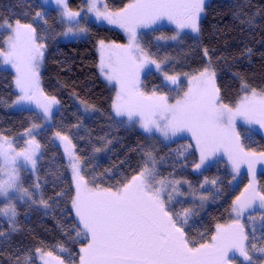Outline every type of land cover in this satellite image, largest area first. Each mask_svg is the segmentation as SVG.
Here are the masks:
<instances>
[{
	"label": "snow or ice",
	"instance_id": "obj_1",
	"mask_svg": "<svg viewBox=\"0 0 264 264\" xmlns=\"http://www.w3.org/2000/svg\"><path fill=\"white\" fill-rule=\"evenodd\" d=\"M52 2L59 13L60 24L67 25L64 36L87 32L88 29L78 19L85 11L93 14L96 20L117 25L127 33V45L99 42L100 71L118 88L112 104L115 116L126 117L128 123H138L145 132L155 130L166 140L190 132L200 153L199 163L194 165L197 170L223 148L235 171L246 163L255 177V165L264 163V152L244 150L235 132V122L239 117L264 128V90L251 89V94H245L234 107L221 103L216 73L210 67L195 75L185 74L187 90L174 103L169 102L168 95L158 94L156 90L151 94L141 90V72L149 65H155V69L161 71V65L141 46L137 30L167 19L178 30L190 29L198 33L205 0H130L117 12L109 10L102 0H85L86 8L79 11L71 10L67 0ZM35 16L43 18L44 13L37 11ZM7 29L10 34L5 42L6 49L0 48V58L15 69V86L19 95L13 104L34 103L42 116L50 119L52 106L58 101L55 97L46 96L40 86V66L45 50V44L40 41L44 38L37 35L32 24H22L19 20L14 27L7 22ZM163 75L166 82L179 88L181 81L178 75L166 72ZM242 90L247 92L248 86L242 84ZM39 127L41 125L33 124L26 130L30 139L20 148L14 146V140L0 134V199L5 202L0 207V216L7 217L13 225L17 215L16 201L37 203L33 192L23 186L21 171L29 165L35 169L41 145L33 129ZM55 136L63 143L70 161L74 182L71 211L76 221L75 235L87 240L79 250V264H231L230 253H239L244 261L254 264L250 251L264 254V247L257 248L255 243H248L249 235L241 222L248 210L257 207V201L258 207L264 209V192H257L254 182L233 200L235 218L232 222L217 224L210 240L197 242L190 239L187 231L191 209L176 210V204L182 203L177 197L184 195L179 186L188 182L161 176L156 158L150 152L142 157L143 163L119 186H90L82 174L80 157L73 152L72 141L60 132ZM95 151L101 149L96 148ZM208 182L206 178L204 183ZM39 187L38 183L35 184V188ZM200 199L207 197L201 196ZM39 203L48 207L42 198ZM60 251L66 249L61 246ZM36 253L43 264H65L53 251L44 252L37 248ZM17 264H21L19 258Z\"/></svg>",
	"mask_w": 264,
	"mask_h": 264
},
{
	"label": "trees",
	"instance_id": "obj_2",
	"mask_svg": "<svg viewBox=\"0 0 264 264\" xmlns=\"http://www.w3.org/2000/svg\"><path fill=\"white\" fill-rule=\"evenodd\" d=\"M105 2L110 10L116 11L123 9L130 0ZM69 3L76 9L84 5V0H69ZM37 11L44 12L40 20L35 16ZM17 20L32 24L37 35L44 38L40 41L45 44L41 84L47 96L56 98L59 108L53 115L52 124L37 132L42 146L37 175L41 198L47 201L50 211L46 214L30 202L18 204V226L14 231L0 216V233H3L0 235V264H17L18 258L21 264H40L36 258L37 248L53 251L65 264H79V250L87 240L75 235L76 221L71 211L74 182L64 154L53 140L56 132L71 137L82 158L83 173L92 185L119 186L143 163L145 153L152 152L161 176L187 179L195 192L212 197V204L201 218H198L197 203L183 200L176 204L178 211L191 209L187 226L190 239L197 242L210 240L216 225L229 220L233 200L248 186L249 177L244 176L232 189L233 169L226 161H217L195 173L193 167L199 161L198 150L187 138L165 143L156 135L117 121L112 112L116 88L100 76L98 43L103 40L123 44L126 40L123 33L88 23L85 39L58 41L63 26L55 10L46 9L38 0H0V24ZM199 27V37L185 35L180 47H163L158 43L157 37L173 35L174 31L169 27L143 33L141 44L152 59L163 65V73L169 75L198 72L206 65L207 50L224 104L232 105L238 100L243 93L242 84L264 90V0H210ZM6 37L7 33L0 31V48L4 47ZM163 73L149 72L143 79L144 88L170 92ZM16 97L13 72L0 67V134L14 138L16 144L22 146L21 133L38 118L27 108L8 110ZM75 97L93 107L96 113L86 119L76 105ZM243 142L256 151L264 150L261 134L243 136ZM96 148L101 151H95ZM257 176L264 192V171ZM22 177L25 185L31 188V175L23 171ZM206 178L208 183H204ZM213 180L215 184L211 183ZM253 229L248 231V243H255L257 248L264 247V220ZM61 246L66 251L61 252ZM250 252L254 264L263 260L256 251ZM27 257L31 259L26 260Z\"/></svg>",
	"mask_w": 264,
	"mask_h": 264
},
{
	"label": "rangeland",
	"instance_id": "obj_3",
	"mask_svg": "<svg viewBox=\"0 0 264 264\" xmlns=\"http://www.w3.org/2000/svg\"><path fill=\"white\" fill-rule=\"evenodd\" d=\"M38 1L46 9L55 10L57 12L58 18L60 20V16H59V13L57 11L56 5L52 2V0H48V3H46V4L44 3V0H38ZM209 1L210 0H205V6H206V4ZM67 2H68V5H69V8L71 10H73V11H79L81 8H86L85 0H84V5L80 6L79 8H76V9H72L70 7L69 0H67ZM102 3L103 4H106L105 0H102ZM111 11L117 12V11H120V10H116V11L111 10ZM204 12H205V8H204ZM204 12L201 13V16H200V19H199V26H200L201 18L204 15ZM40 19L41 18H38V20H40ZM78 19L81 20V25L84 26V27H86L87 29H88V26H87L88 23H96L98 25H103V26H107L109 28L117 29V30H119L120 32L123 33V35L125 36V39H126L125 42L123 44H120V45H127L128 44V35H127V33L122 28L118 27L117 25L108 24L107 21H103V20H96V18H95V16L93 14L87 13L86 11L84 13H82V18H78ZM7 22H9V21H5V22H3V23L0 24V31H5L7 33V37H8V35L10 34V32L7 29ZM15 22H10L13 27L15 26ZM22 24H25V23H22ZM62 26H63V29H62V32L58 36V41L66 42V41H73V40H81V39H85L88 36V30H87V32L79 33L77 35L64 36L63 33H64L67 25H62ZM162 27H169V28H172L173 31H174V33H173V35L171 37L159 36V37H163V39H157V41L163 47L168 46V45H176V46L180 47L182 45L183 37L185 35H190L193 38H198L199 37V33H200V31L198 33H193V32H191L190 29L178 30L176 28V25L175 24L169 22L167 19H163V20L158 21L156 24H153L151 27H148V28H139L137 30L138 39H139L140 44H141V36L143 35V33H147V32H149L151 30H154V29H157V28H162ZM173 36H175L176 39H172ZM7 37H6V40H7ZM6 40H5V42H6ZM104 42H105L106 45L107 44H115V43L107 42V41H104ZM141 46H142V44H141ZM3 48L6 49V43H5V45H4ZM44 56H45V50H44ZM98 56H99L98 69H99L100 76L105 81H107L109 84L113 85L116 88V91H117L118 88H117V85L115 84V82L114 81H112V82L108 81L105 78V76L100 71L99 65H100V61H101V50H100L99 43H98ZM105 56H107V52H105ZM206 58H207L206 65L201 70H199V71H202L205 67H210L211 70L215 71L213 69V67L211 66V64H210L207 55H206ZM158 63H160V62H158ZM163 63H164V61H163ZM0 67L3 68V69H6V70H10V71L13 72V74H14V87H15V90H16L17 96H18L19 95V90L15 86V75H16L15 69L12 68L10 64H4L2 58H0ZM43 68H44V58H43V60L41 62V66H40V86H41V88H42V84H41V74L43 72ZM151 71H156L155 65H149L140 74V86H141V90L144 91L146 94H151V92L153 91V90H147V89H145L144 88V85H143V79H144V77L149 72H151ZM159 72L163 73V65H161V71H159ZM198 72L191 73V74H188V75L189 76L195 75V74H198ZM178 76H179L180 81H181V83L179 84V88L178 89H177V86H174V85H171L170 83H168L170 85V92H160V91L156 90L158 92V94H161L162 93V94L168 95L169 96V102L170 103H174L176 99H179L180 97H182L183 96V92L186 91L187 90V87H188V82H187V78L185 77V74H179ZM216 85H217V76H216ZM217 87H218V85H217ZM251 89L252 88H248V91L247 92H245L243 90V93L240 95V97L238 98V100L234 104L229 105V106H233L234 107L245 94H249L250 95L251 94ZM257 91L259 92V90H257ZM219 96H220V93H219ZM48 97H51V96H48ZM74 99H75L76 105L78 106V108L80 109V111L82 112V114L84 115V117L86 119L90 118L91 116H93L96 113V110L93 107L88 106L87 104L83 103L81 100H79L76 97ZM114 100H115V98H114ZM220 102L223 103L221 101V97H220ZM7 108L10 111H16V110H19L21 108H27V109L32 110L35 113V116L38 118V120L37 121H33L32 124H31V126L28 129L32 128V125L33 124L41 125V127L33 129V134L35 135V138H36L37 142L41 145L40 141L37 138V132H39V130H41L42 128L48 127V126H50L52 124L53 115L58 110L59 103H57V104H55V105L52 106V115H51V118L50 119H47V120L42 116L41 110L38 109V108H36V106H35L34 103H32V104H26V105H20V106L14 105L12 103ZM112 112H113L114 117L121 124H123L125 126H128V127L137 128V129H139L142 132L147 133V134L156 135V136H158L165 143H169V142L173 141L174 139L183 138L184 137V138H187L189 141H191L193 143V145L196 147V142L193 139V137H192V135H191L190 132H183V133L178 134L175 137H172L171 139H167L166 140L160 133L155 132V130L153 132H145L144 129L141 128L138 123H135V122L128 123L127 120H126V117H117V116H115V113H114L113 109H112ZM235 132L239 136V144L244 148L245 151H247V152H256V153L264 152V150L263 151H256L253 148H249L243 142V136H251L253 134H261V135L264 136V128H261L259 124H256V123L249 124V123L245 122L243 119H241V118L238 117L237 120H236V122H235ZM62 135H65V134H62ZM20 137L23 139V145L22 146H18L16 144L14 138H12V137H8V138L14 140V142H15L14 146H18V148H20V147H24L25 146V141L27 139H30V136L27 135V132L25 130L24 132L21 133ZM68 137L72 141V144L74 145V148H73L74 154L76 156H79L78 153H77V151H76L75 144H74L73 140L71 139L70 136H68ZM53 140H54L55 144L57 146H59L60 149L62 150V152L64 154V157H65V159H66V161L68 163L69 169L71 171L69 157L64 152V145H63V143L58 138H56L55 133L53 135ZM41 152H42V146L40 147V149L38 150L37 155H36V166H35V169H33L31 167V165H29L26 169H23L21 171V178H22L23 186L26 187V188H28L30 191L33 192V198L37 201V203H34V204L32 203V204L35 207H37V208L41 209L42 211H44L46 214H48L49 211H50L49 204H48V207H44L43 205H41L39 203V200L41 199L42 189H41L40 180H39L38 175H37V169H38V164H39V161H40V158H41ZM147 153H149V152H147ZM150 153L152 154V152H150ZM198 157H200L199 151H198ZM220 160L226 161L227 164L233 169V166H232L231 162L228 160V156L225 153L224 149L223 148H220V150L214 156H212L211 158H209V160H207L205 162V164L201 166L200 169L197 170V169H195V167H193V172L200 173L203 169L207 168L209 165H211V164H213V163H215L217 161H220ZM80 162H81V167H82V174H84L83 173V161H82V158L81 157H80ZM197 163H199V161ZM23 171H27L31 175V178H32V186H31V188L27 187L25 185V183H24V180H23V177H22ZM260 171H264V163H257L255 165V177H253V175L249 172L248 165L246 163L241 164L240 167H239V171H235L233 169V177H232V179L230 181L231 188L232 189H235L240 184L242 178L244 176H248L249 177L248 186H249L250 183H253L254 182L256 191L257 192H263L262 191V188H261V186L259 184V180H258V176H257V174ZM71 174H72V171H71ZM176 180L187 181L188 182V183H182L179 186L180 189H181V191L184 192V195L183 196H180V197H177V199L180 200V201L185 200V201H192V202L197 203L198 206H199V210H200L198 218H201V216H203L207 212L208 208L212 204V202H213L212 197L210 195H207V194L195 192L192 189V187L190 185V182L187 179H176ZM37 183L40 185L39 188H35V184H37ZM91 185L92 184H90V186ZM193 193H194V195H193ZM201 196H206L207 199L201 200L200 199ZM221 200L222 199H220V202H221ZM0 202L2 203V206L1 207H3L5 202L2 199H0ZM15 203H16V209H17L18 204H23L25 202H23V201H16ZM250 216L252 217L251 219H249ZM1 217L9 223L10 228H11L12 231H14V230L17 229V226H18L17 225V215L15 217V224L14 225L13 224H10V222L7 219V217H4V216H1ZM262 217H264V209H260L258 207V201H257V207L248 210L244 214V217L242 218V221H241L242 223L245 224V231H246L247 234H248V231H252V229L255 226L259 225L264 220V219H262ZM234 218H235V214L232 212L229 220L227 222L223 223V225L230 224ZM85 245L86 244H84L83 246H85ZM43 251L44 252H47L46 250H43ZM255 253L258 256L262 257L261 259H263V260H261L259 262V264H264V254H261L258 251H256ZM249 254L251 255V252ZM230 256L232 257L231 264L249 263L247 261H244V258L242 256H240L239 253H230ZM36 258H37V260H38V262L40 264H43V261H41V259L39 257V254H37V253H36Z\"/></svg>",
	"mask_w": 264,
	"mask_h": 264
}]
</instances>
